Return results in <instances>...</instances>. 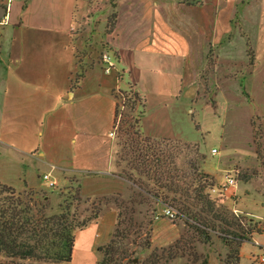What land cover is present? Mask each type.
I'll return each mask as SVG.
<instances>
[{
  "label": "crops",
  "instance_id": "obj_1",
  "mask_svg": "<svg viewBox=\"0 0 264 264\" xmlns=\"http://www.w3.org/2000/svg\"><path fill=\"white\" fill-rule=\"evenodd\" d=\"M80 1L0 0V184L17 192L47 188L44 175L74 178L85 197L119 192L125 182L115 174L110 136L118 94L131 89L142 99L145 136L194 144L190 106L206 54L216 47L234 55L246 41L264 53V0H100L91 20L101 50L84 48L78 58ZM102 51L113 57L110 74ZM99 227L75 232L68 264H95Z\"/></svg>",
  "mask_w": 264,
  "mask_h": 264
},
{
  "label": "trees",
  "instance_id": "obj_2",
  "mask_svg": "<svg viewBox=\"0 0 264 264\" xmlns=\"http://www.w3.org/2000/svg\"><path fill=\"white\" fill-rule=\"evenodd\" d=\"M177 1L190 4L188 0ZM114 18L115 14H111L108 23ZM246 46L250 47L248 41ZM247 52L253 55L252 50ZM205 59L209 60V52ZM81 77L82 73L78 79ZM117 98L116 118L121 115L122 122L117 125L115 135L114 168L117 176L133 186L127 199L120 195L83 199L77 188L71 196V201L76 202L75 209H71L72 203L54 208L44 193L23 195L0 184V264L70 263L75 232L91 223L97 224L104 207L112 204L113 230L109 241L97 248L96 264H169L174 259L172 250H150L148 234L142 237L141 231L154 222L160 207L172 209L173 220H184L205 241L210 234H217L231 248L228 254L231 264H238L240 248L251 239L256 226L247 222L246 227L245 217L234 215L219 199L211 197L215 185L210 175L201 170L205 157L200 154L203 139L198 127L194 125L200 142L194 144L149 138L140 128L139 95L129 89ZM121 105L125 111L120 112ZM80 202L91 205L80 210L77 209ZM138 250H150L141 263L133 262Z\"/></svg>",
  "mask_w": 264,
  "mask_h": 264
},
{
  "label": "rangeland",
  "instance_id": "obj_3",
  "mask_svg": "<svg viewBox=\"0 0 264 264\" xmlns=\"http://www.w3.org/2000/svg\"><path fill=\"white\" fill-rule=\"evenodd\" d=\"M103 3L100 0H86L81 3L83 6H79L72 37V47L78 58L86 54L87 50L84 48H89L90 53L96 55L101 50V32L94 33L93 25L97 20L93 21L91 18L98 15L96 9L102 7ZM248 50H252L253 55H250ZM197 87L196 97L190 107L194 125L200 130L203 139L199 148L200 154L205 157L202 173L210 175L216 187L222 185L228 176L235 179L232 195L220 196L211 192V197L219 199V203L230 212L233 213L235 209L240 217H245L243 224L246 227L247 222L256 226L251 239L244 242L240 248L238 264H259L257 258L261 251L253 245V241H264V238H259L264 236V53L257 54L254 45L244 49L238 47V52L234 55L221 52L216 47L212 48L209 51V60L199 72ZM117 121L118 124L122 122L121 115ZM213 149L216 150L215 154ZM66 179V182H58L54 188L26 189L20 193H44L52 207L72 203L71 209H75L76 202L71 201V196L78 184L74 178ZM123 180L125 184L119 192L104 196L120 195L127 199L133 186ZM44 182L42 178L40 183ZM78 190L80 191V188ZM100 197L83 196V199ZM90 205L91 202H80L77 209H89ZM145 210L141 208V211ZM157 210L155 216L162 211V207ZM113 212V204L104 207L100 215L96 244H106L109 241L113 230ZM155 216L152 224L141 229L142 237L148 234L150 250H172L174 259L169 264L232 263L228 257L231 248H228L217 234H210L209 240L205 241L198 237L184 220L168 219L161 225L159 221L165 217L156 219ZM138 219L141 220L142 215H139ZM136 248L138 247H133ZM150 250H138L133 262L141 263ZM96 262L97 260L95 264Z\"/></svg>",
  "mask_w": 264,
  "mask_h": 264
},
{
  "label": "built area",
  "instance_id": "obj_4",
  "mask_svg": "<svg viewBox=\"0 0 264 264\" xmlns=\"http://www.w3.org/2000/svg\"><path fill=\"white\" fill-rule=\"evenodd\" d=\"M99 57H100V63L102 64V67H103V72L105 74H110L113 68V57L109 53H102ZM121 109H123L122 105L120 106V110ZM116 130H117V127H116ZM115 131L110 133V136H115ZM215 153H216V150L213 149V154ZM43 180L47 183V186L49 188H54L57 185L56 181L51 180L49 175H44ZM235 184H236L235 179L232 176H228L222 185H220L219 187H216V186L213 187L211 189V192L218 194L220 196H230L233 194L232 190L235 188ZM233 213L236 216H239L235 209L233 210ZM161 217H166L167 219L173 220L175 217V213L172 209L168 207H163L162 211L155 216L156 219H159ZM253 245L255 247L260 248V251H261L260 255L257 258V262L259 264H264V247H262L259 244V242L256 240L253 241Z\"/></svg>",
  "mask_w": 264,
  "mask_h": 264
}]
</instances>
